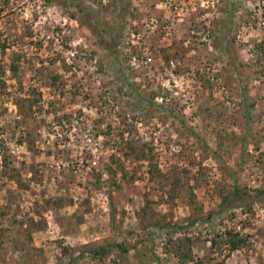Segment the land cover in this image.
I'll return each mask as SVG.
<instances>
[{
  "label": "rangeland",
  "instance_id": "1",
  "mask_svg": "<svg viewBox=\"0 0 264 264\" xmlns=\"http://www.w3.org/2000/svg\"><path fill=\"white\" fill-rule=\"evenodd\" d=\"M0 144V264H264V0H0Z\"/></svg>",
  "mask_w": 264,
  "mask_h": 264
},
{
  "label": "trees",
  "instance_id": "2",
  "mask_svg": "<svg viewBox=\"0 0 264 264\" xmlns=\"http://www.w3.org/2000/svg\"><path fill=\"white\" fill-rule=\"evenodd\" d=\"M78 5V4H77ZM90 26V25H89ZM90 28H92V27H90ZM106 46H108L107 45V43L105 44ZM3 149V147H2V145L0 144V151ZM234 193L235 194H237L238 193V191L236 190V191H234ZM227 195H224L223 197H222V202H221V208H222V206L224 205V203L228 200V196L226 197ZM111 218H114V216H112V213H111ZM225 234L226 235H228L229 234V236L230 237H228V243H229V248L230 249H236V248H238V247H240V245L242 244V242H243V239H241V238H238L237 237V233H235V234H231L230 232H228V234L225 232ZM119 248H121L123 251H125V249L122 247V245H117ZM97 248H99V249H103V246L101 245V246H99V247H97Z\"/></svg>",
  "mask_w": 264,
  "mask_h": 264
}]
</instances>
